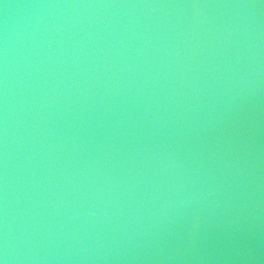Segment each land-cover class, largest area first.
<instances>
[{
    "label": "water",
    "instance_id": "1",
    "mask_svg": "<svg viewBox=\"0 0 264 264\" xmlns=\"http://www.w3.org/2000/svg\"><path fill=\"white\" fill-rule=\"evenodd\" d=\"M3 264H264V0H0Z\"/></svg>",
    "mask_w": 264,
    "mask_h": 264
},
{
    "label": "clouds",
    "instance_id": "2",
    "mask_svg": "<svg viewBox=\"0 0 264 264\" xmlns=\"http://www.w3.org/2000/svg\"><path fill=\"white\" fill-rule=\"evenodd\" d=\"M0 264H3V261H0Z\"/></svg>",
    "mask_w": 264,
    "mask_h": 264
}]
</instances>
